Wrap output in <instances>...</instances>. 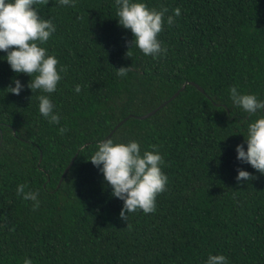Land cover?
<instances>
[{
  "label": "trees",
  "instance_id": "trees-1",
  "mask_svg": "<svg viewBox=\"0 0 264 264\" xmlns=\"http://www.w3.org/2000/svg\"><path fill=\"white\" fill-rule=\"evenodd\" d=\"M146 2L169 14L181 9L159 35L168 51L158 59L132 47L114 0H76L75 7L38 0L39 13L56 25L45 46L66 66L52 94L60 125L40 115L31 77L0 60V264L26 257L33 264H204L209 253L229 264H264V174L235 152L257 117L228 94L238 86L264 99V0ZM121 67H131L125 78L116 75ZM14 79L25 85L19 95L8 88ZM185 84L154 115L137 117ZM126 117L110 138L156 145L169 177L156 212L127 221L89 160ZM238 168L253 179L238 183ZM20 183L41 193L38 210L16 195Z\"/></svg>",
  "mask_w": 264,
  "mask_h": 264
},
{
  "label": "clouds",
  "instance_id": "clouds-1",
  "mask_svg": "<svg viewBox=\"0 0 264 264\" xmlns=\"http://www.w3.org/2000/svg\"><path fill=\"white\" fill-rule=\"evenodd\" d=\"M62 7H75L76 0H58ZM38 0H0V52L6 53L0 60H6L14 73L27 74L31 77L27 87L34 93L39 91L38 111L50 125H60L62 115L53 102L52 94L66 74V66L50 54L47 45L56 32V25L50 18H44L36 7ZM117 23L133 36L132 47L138 48L145 56L158 59L167 55V47L159 39L165 24L169 27L176 23L181 9L175 8L169 14L167 7L159 10L150 8L146 0H114ZM128 54V53H127ZM131 67H121L116 75L125 78ZM10 92L19 95L25 85L19 79L12 81ZM75 93L81 92L77 84ZM228 94L231 102L243 112L257 117L249 119L244 143L235 146L236 159L250 165L264 174V99L255 93L242 92L238 86H230ZM58 134L63 136L66 126L58 127ZM244 144L247 145L246 149ZM151 149V150H149ZM90 162L103 175L111 196L123 202L120 217L128 220L129 214L142 211L144 214L155 213L157 197L167 191L169 177L163 171L164 155L156 145L144 148L139 140L116 142L113 138L100 140ZM236 181H249L252 174L243 168L237 169ZM27 184L16 187V195L24 201H30L33 211L41 206V193L28 190ZM23 264H33L25 258ZM204 264H229L224 254L209 253Z\"/></svg>",
  "mask_w": 264,
  "mask_h": 264
},
{
  "label": "water",
  "instance_id": "water-1",
  "mask_svg": "<svg viewBox=\"0 0 264 264\" xmlns=\"http://www.w3.org/2000/svg\"><path fill=\"white\" fill-rule=\"evenodd\" d=\"M192 84H194V85H196L201 91H204V89L199 85V84H197V83H195V82H191ZM187 84V83H186ZM186 84L185 85H183V87L180 89V90H178L169 100H167L166 102H164L163 104H161L159 107H157L156 109H154L153 111H151V112H149V113H147V114H145V115H141V116H137L138 118H141V119H145V118H148V117H150V116H152V115H154L159 109H161L163 106H165V105H167L170 101H172L173 99H175L179 94H180V92L181 91H183L184 89H185V87H186ZM129 119V117H126L125 119H123L122 121H120L118 124H117V126L110 132V134L106 137V138H110L113 134H114V132L126 121V120H128ZM41 159H42V157H41ZM74 160H75V157H74V159L72 160V162L70 163V165L67 167V169H66V171H65V173H64V175L67 173V171L69 170V168L71 167V165L73 164V162H74Z\"/></svg>",
  "mask_w": 264,
  "mask_h": 264
}]
</instances>
